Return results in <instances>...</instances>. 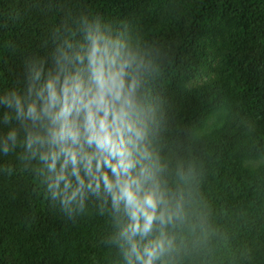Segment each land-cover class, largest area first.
Returning a JSON list of instances; mask_svg holds the SVG:
<instances>
[{
	"label": "trees",
	"instance_id": "obj_1",
	"mask_svg": "<svg viewBox=\"0 0 264 264\" xmlns=\"http://www.w3.org/2000/svg\"><path fill=\"white\" fill-rule=\"evenodd\" d=\"M85 14L161 53L151 89L167 182L190 209L187 264H264V0H0V91ZM38 191L0 157V264H113L94 204L67 221Z\"/></svg>",
	"mask_w": 264,
	"mask_h": 264
},
{
	"label": "clouds",
	"instance_id": "obj_2",
	"mask_svg": "<svg viewBox=\"0 0 264 264\" xmlns=\"http://www.w3.org/2000/svg\"><path fill=\"white\" fill-rule=\"evenodd\" d=\"M75 35L79 39H74ZM161 53L85 14L45 56L26 55L0 91V157L14 155L67 221L105 217L113 264H187L177 235L190 209L167 182L165 99L151 82Z\"/></svg>",
	"mask_w": 264,
	"mask_h": 264
}]
</instances>
